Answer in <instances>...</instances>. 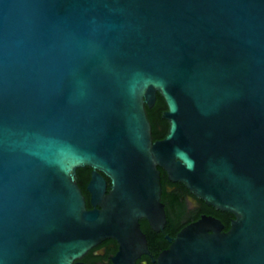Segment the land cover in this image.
Returning <instances> with one entry per match:
<instances>
[{"label":"water","instance_id":"water-1","mask_svg":"<svg viewBox=\"0 0 264 264\" xmlns=\"http://www.w3.org/2000/svg\"><path fill=\"white\" fill-rule=\"evenodd\" d=\"M157 168L231 218L164 235L156 264H264V0H0V264L104 238L133 264L137 219L165 222Z\"/></svg>","mask_w":264,"mask_h":264},{"label":"flooded vegetation","instance_id":"flooded-vegetation-1","mask_svg":"<svg viewBox=\"0 0 264 264\" xmlns=\"http://www.w3.org/2000/svg\"><path fill=\"white\" fill-rule=\"evenodd\" d=\"M160 98L159 94L157 93L155 101L151 105V107H145L146 115L148 114L149 118L147 119L152 122V125L160 132V124L166 123L164 119L160 117L161 111L165 109V105L163 103V107L160 108V105L157 104L158 99ZM149 121V122H150ZM167 124V123H166ZM155 139H160V135L156 137ZM154 139V140H155ZM158 169V176H159V184L161 183V175H160V168ZM102 174V173H101ZM90 168L89 167H79L75 169V181L78 185H82L81 191L84 195V203L86 208H90L89 204V195L88 192L85 189V186L90 179ZM103 175V174H102ZM103 177L106 179L105 188L108 189L109 187V180L107 177L103 175ZM167 180V179H166ZM177 184L178 182H170L166 181L164 183V188L167 193L174 192L177 190ZM160 194H161V188L160 193L158 197L159 203H162L163 211L165 204L163 201L160 200ZM183 204H184V210L181 215V218L179 219L180 227L176 230V232L185 224L195 220L199 215L203 214L200 213L201 204L203 203L201 200L194 198L191 196L187 190L186 192H183L180 196ZM202 202V203H201ZM206 205V204H205ZM165 215V213H164ZM195 217V218H193ZM138 228L140 232L143 234L145 239V248L148 253L142 252L139 255H137L133 259V264H156V257L160 250L166 248L160 249V231L163 229L158 228L157 230H154L150 227L147 220L140 217L137 219ZM164 225V224H163ZM175 232V233H176ZM174 236V235H173ZM170 236V237H173ZM167 242V241H166ZM168 245V243H167ZM119 245L113 238H104L100 240L98 243L90 247L87 251H85L80 257L77 259H74L73 262H79L82 264H115L113 261V256L118 252Z\"/></svg>","mask_w":264,"mask_h":264},{"label":"trees","instance_id":"trees-1","mask_svg":"<svg viewBox=\"0 0 264 264\" xmlns=\"http://www.w3.org/2000/svg\"><path fill=\"white\" fill-rule=\"evenodd\" d=\"M157 104L160 105V108L163 107V101L160 97L157 101ZM148 119V114L146 115ZM150 121V120H149ZM151 123V139H155L160 135V138L164 135L166 132L167 124L162 123L160 124V132L152 125ZM160 175H161V194H160V200L163 201L165 204L164 206V213H165V222L163 225V229L160 231V249L167 246L166 239L164 238V235L173 236L176 232V230L180 227L179 219L181 218V215L184 210V204L180 198L183 192H186V189L180 184H177V190L174 192L167 193L164 188V183L167 181L164 172L160 169ZM78 186L82 188V185L78 183ZM202 203V202H201ZM200 213L211 215L215 218H217L221 224L223 225V230H226L228 228V222L231 218V214L219 210H215L211 206L205 205L204 203L201 204ZM199 216V214L197 215ZM195 218V217H193Z\"/></svg>","mask_w":264,"mask_h":264}]
</instances>
